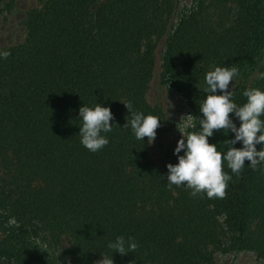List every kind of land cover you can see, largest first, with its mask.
<instances>
[{
    "label": "trees",
    "instance_id": "trees-1",
    "mask_svg": "<svg viewBox=\"0 0 264 264\" xmlns=\"http://www.w3.org/2000/svg\"><path fill=\"white\" fill-rule=\"evenodd\" d=\"M171 14L170 0H36L26 11L24 39L0 50L11 53L0 56V264H95L103 256L210 264L213 250L233 249L264 256V163L253 170L245 161L237 175L225 162L232 179L224 198L169 189L123 104L161 115L146 92L165 34L159 82L187 98L194 120L186 136L200 130L211 66H235L247 80L229 89L238 106L244 91H264V0H193L168 31ZM97 103L111 109L113 128L91 152L81 144L79 108ZM234 138L214 130L208 139L226 152L223 142ZM121 236L134 239V252L108 247ZM63 238L58 258L51 248Z\"/></svg>",
    "mask_w": 264,
    "mask_h": 264
},
{
    "label": "clouds",
    "instance_id": "clouds-1",
    "mask_svg": "<svg viewBox=\"0 0 264 264\" xmlns=\"http://www.w3.org/2000/svg\"><path fill=\"white\" fill-rule=\"evenodd\" d=\"M10 54L5 51L0 56L7 59ZM238 74L239 70L235 66L216 67L206 74L207 97L200 105V112L203 114V118H200V130L192 131L186 137L182 135L177 142L174 154L177 155L178 163L167 164L169 189L172 185H186L192 189L193 197L206 194L208 198H224L228 182L232 179L224 171L225 162L231 172L237 175L245 166V161L250 162L249 166L253 170L264 163V147L259 151L256 147L264 144V120L261 119L264 116V91L255 88L244 91L247 102L238 106L233 100L234 92L229 91L230 81ZM218 90L222 94H217ZM123 104L132 114L130 125L136 139L144 141L147 137L148 143L152 144L161 120L155 115L145 116L143 113L132 112L130 102ZM233 113L240 121L239 127L230 118ZM79 115L82 120V126L79 127L81 144L91 152L104 148L109 140L102 133H109L113 128L110 123L114 119L111 109L99 103L94 108L83 105L79 108ZM126 126L127 124L124 125ZM214 130H226L227 133L231 131L235 134L234 139L223 142L229 146L226 152L218 150L216 144L209 143L208 138L213 136ZM237 142H242L243 146L234 147ZM181 151L184 152L183 155H180ZM108 247L121 255H127L134 252L138 245L132 237L126 242L121 236L114 243H109ZM95 264H114V261L112 257L103 256Z\"/></svg>",
    "mask_w": 264,
    "mask_h": 264
},
{
    "label": "rangeland",
    "instance_id": "rangeland-1",
    "mask_svg": "<svg viewBox=\"0 0 264 264\" xmlns=\"http://www.w3.org/2000/svg\"><path fill=\"white\" fill-rule=\"evenodd\" d=\"M170 1L172 14L168 21V31L176 22L180 11L189 7L193 2V0ZM35 5L36 0H0V50L20 43L24 39L25 28L23 19L26 11ZM166 36L165 34L159 40L155 50V66L146 92V99L151 106H159L161 109V115H159L161 120L159 139H155L152 144L148 143V153L156 164L168 172L167 164L175 165L178 163L174 150L182 135L186 137L187 127L193 124L194 117L184 94L173 86L159 82L160 56ZM215 68L216 66H211L210 70L213 71ZM255 74L253 73V76ZM245 81L247 80L241 78L238 74L233 78V81H230L229 89H237L246 83ZM183 154L184 152L181 151L180 155ZM253 226H256L255 222ZM229 235L225 234L220 238L227 242ZM52 242L54 243V241ZM56 245L57 247L52 246L51 252H54V255L60 258L65 247H68V240L63 238ZM210 257L212 260L210 264H264V256L259 255L254 250H213ZM64 263L66 264V261Z\"/></svg>",
    "mask_w": 264,
    "mask_h": 264
}]
</instances>
